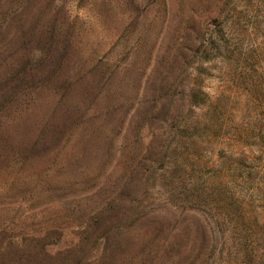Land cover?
<instances>
[{
	"label": "rangeland",
	"instance_id": "obj_1",
	"mask_svg": "<svg viewBox=\"0 0 264 264\" xmlns=\"http://www.w3.org/2000/svg\"><path fill=\"white\" fill-rule=\"evenodd\" d=\"M0 264H264V0H0Z\"/></svg>",
	"mask_w": 264,
	"mask_h": 264
}]
</instances>
